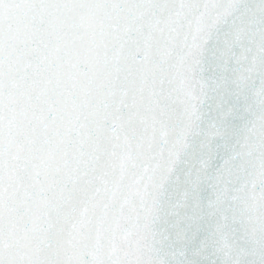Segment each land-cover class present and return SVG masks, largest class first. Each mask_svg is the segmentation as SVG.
Wrapping results in <instances>:
<instances>
[{
  "label": "snow or ice",
  "instance_id": "1",
  "mask_svg": "<svg viewBox=\"0 0 264 264\" xmlns=\"http://www.w3.org/2000/svg\"><path fill=\"white\" fill-rule=\"evenodd\" d=\"M0 264H264V0H0Z\"/></svg>",
  "mask_w": 264,
  "mask_h": 264
},
{
  "label": "water",
  "instance_id": "2",
  "mask_svg": "<svg viewBox=\"0 0 264 264\" xmlns=\"http://www.w3.org/2000/svg\"><path fill=\"white\" fill-rule=\"evenodd\" d=\"M224 154L221 153L220 156L217 158V165L221 164L223 162Z\"/></svg>",
  "mask_w": 264,
  "mask_h": 264
}]
</instances>
